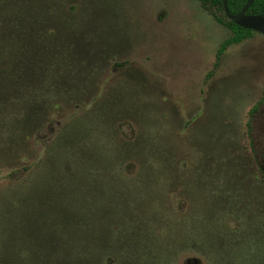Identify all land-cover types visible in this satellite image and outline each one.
Returning <instances> with one entry per match:
<instances>
[{
  "label": "rangeland",
  "instance_id": "rangeland-1",
  "mask_svg": "<svg viewBox=\"0 0 264 264\" xmlns=\"http://www.w3.org/2000/svg\"><path fill=\"white\" fill-rule=\"evenodd\" d=\"M0 3L14 15L0 17V202L26 191L15 181L58 127L93 130L87 110L105 111L145 152L143 209L174 220L124 264H264V35L215 69L233 33L199 0ZM49 103L60 113L28 130Z\"/></svg>",
  "mask_w": 264,
  "mask_h": 264
},
{
  "label": "trees",
  "instance_id": "trees-1",
  "mask_svg": "<svg viewBox=\"0 0 264 264\" xmlns=\"http://www.w3.org/2000/svg\"><path fill=\"white\" fill-rule=\"evenodd\" d=\"M199 1L218 24L233 33L217 52L216 69L230 47L255 32L230 22L222 0ZM227 1L230 14L236 16L248 0ZM247 15L264 18V0H256ZM3 16L14 15L0 3ZM18 47L22 55L16 59L12 50L15 61L11 68L22 72L27 47ZM34 104L37 101L26 102L24 113L28 115ZM46 105L29 116L34 124L28 130L39 120L50 122L60 113V108ZM87 111L93 112V130L79 127L76 121L58 127L45 142L43 155L15 181L26 191L14 200H1L0 264H124L134 246H153L155 230L173 224L172 213L143 209L140 196L146 174L141 162L145 152L135 143L136 138L120 137L105 111ZM130 167L133 173H129ZM168 231L161 237L163 241L173 237L171 229Z\"/></svg>",
  "mask_w": 264,
  "mask_h": 264
},
{
  "label": "water",
  "instance_id": "water-1",
  "mask_svg": "<svg viewBox=\"0 0 264 264\" xmlns=\"http://www.w3.org/2000/svg\"><path fill=\"white\" fill-rule=\"evenodd\" d=\"M256 0H248L242 11L233 16L230 14L228 1L222 0L224 13L230 22H233L238 27L244 30L264 35V18L260 16H248L247 13Z\"/></svg>",
  "mask_w": 264,
  "mask_h": 264
},
{
  "label": "flooded vegetation",
  "instance_id": "flooded-vegetation-1",
  "mask_svg": "<svg viewBox=\"0 0 264 264\" xmlns=\"http://www.w3.org/2000/svg\"><path fill=\"white\" fill-rule=\"evenodd\" d=\"M254 34H256V33H254ZM247 40H248V39H247ZM247 40H245V41H247ZM245 41H244V42H245ZM242 43H243V42H242ZM235 46H236V45H235ZM222 57H223V56H222ZM221 60H222V59H221ZM219 65H220V64H219ZM255 107H256V106H255ZM52 135H53V134H52ZM49 140H50V139H48L47 141H49Z\"/></svg>",
  "mask_w": 264,
  "mask_h": 264
},
{
  "label": "crops",
  "instance_id": "crops-1",
  "mask_svg": "<svg viewBox=\"0 0 264 264\" xmlns=\"http://www.w3.org/2000/svg\"><path fill=\"white\" fill-rule=\"evenodd\" d=\"M223 58V57H222Z\"/></svg>",
  "mask_w": 264,
  "mask_h": 264
}]
</instances>
